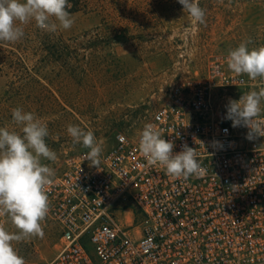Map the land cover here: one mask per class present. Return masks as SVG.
<instances>
[{"label": "built area", "instance_id": "built-area-1", "mask_svg": "<svg viewBox=\"0 0 264 264\" xmlns=\"http://www.w3.org/2000/svg\"><path fill=\"white\" fill-rule=\"evenodd\" d=\"M211 56L201 72L174 81L145 125L173 152L195 149L201 175L149 165L140 135L119 132L90 166L85 155L55 170L44 223L59 233L46 264H264V136L226 119L231 95L251 80ZM264 128V112L257 117ZM5 229L12 226L0 216Z\"/></svg>", "mask_w": 264, "mask_h": 264}, {"label": "rangeland", "instance_id": "rangeland-1", "mask_svg": "<svg viewBox=\"0 0 264 264\" xmlns=\"http://www.w3.org/2000/svg\"><path fill=\"white\" fill-rule=\"evenodd\" d=\"M77 3L71 28L49 33L35 21L22 25L15 43L0 41V127L20 131L12 110L32 112L47 124L46 143L57 154L42 160L58 172L89 149L74 144L68 125L91 130L101 158L119 132L136 134L171 84L201 72L207 60L241 42L264 45V0H199L205 23L196 22L178 0H70ZM49 39L51 41H49ZM264 87L249 80L229 100ZM264 112V102L261 104ZM100 158V159H101ZM43 238L12 242L26 264H46L60 239L41 221ZM9 232L17 229L12 225Z\"/></svg>", "mask_w": 264, "mask_h": 264}, {"label": "clouds", "instance_id": "clouds-1", "mask_svg": "<svg viewBox=\"0 0 264 264\" xmlns=\"http://www.w3.org/2000/svg\"><path fill=\"white\" fill-rule=\"evenodd\" d=\"M196 22L205 23L206 11L199 0H178ZM70 0H0V41L15 43L24 36L22 25L35 21L36 26L46 32L69 29L74 23L69 9ZM251 41L241 42L229 51L228 68L252 80L264 82V45L249 48ZM264 102V87L241 95L240 99L229 100L226 119L233 127L249 129L248 139L264 136V128L257 117L261 115ZM13 122L20 131L0 127V216L7 217L17 229L9 232L0 224V264H26L13 247L31 237L43 238V221L49 211L46 186L53 182L55 170L42 160L55 162L57 154L46 143L49 136L47 124L32 112L22 108L12 110ZM67 133L74 144L89 149L85 160L90 166L99 167L102 145L91 130L78 125H68ZM140 151L149 165H160L175 178L199 177L202 169L195 149L187 144L174 153V143L162 137L153 125H145L140 135Z\"/></svg>", "mask_w": 264, "mask_h": 264}, {"label": "trees", "instance_id": "trees-1", "mask_svg": "<svg viewBox=\"0 0 264 264\" xmlns=\"http://www.w3.org/2000/svg\"><path fill=\"white\" fill-rule=\"evenodd\" d=\"M76 8H77V3H73L72 4L71 11H74ZM49 41H51V40L49 39Z\"/></svg>", "mask_w": 264, "mask_h": 264}]
</instances>
